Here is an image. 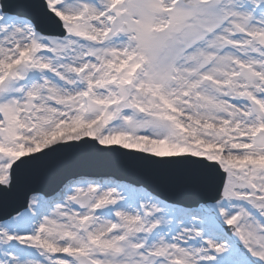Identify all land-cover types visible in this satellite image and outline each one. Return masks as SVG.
Returning <instances> with one entry per match:
<instances>
[{
  "label": "snow or ice",
  "instance_id": "6c2138e0",
  "mask_svg": "<svg viewBox=\"0 0 264 264\" xmlns=\"http://www.w3.org/2000/svg\"><path fill=\"white\" fill-rule=\"evenodd\" d=\"M0 264H264V0H0Z\"/></svg>",
  "mask_w": 264,
  "mask_h": 264
},
{
  "label": "water",
  "instance_id": "95a60500",
  "mask_svg": "<svg viewBox=\"0 0 264 264\" xmlns=\"http://www.w3.org/2000/svg\"><path fill=\"white\" fill-rule=\"evenodd\" d=\"M86 157H88V155L87 156L84 155L81 159L78 157V155L71 156L69 158L70 163H68L65 166L61 175L77 172V170H75L76 168H73V166L78 162L85 163ZM111 160H115L117 163ZM97 163L98 164L100 163V159ZM106 169L109 170V172L111 173L119 175V179L125 182H130L134 180H143L150 183L151 188L155 189L156 191L162 192L165 195L169 194L163 186L157 183H153L149 180L150 173L145 167L139 165L134 161H130V158L116 157V156L109 157L107 158ZM101 170H104V168H102ZM60 178L61 176H56L54 179L37 177L36 179L33 180L32 183L33 186L39 187L44 191H48L54 185V183L58 181Z\"/></svg>",
  "mask_w": 264,
  "mask_h": 264
},
{
  "label": "rangeland",
  "instance_id": "374dc122",
  "mask_svg": "<svg viewBox=\"0 0 264 264\" xmlns=\"http://www.w3.org/2000/svg\"><path fill=\"white\" fill-rule=\"evenodd\" d=\"M81 173H91V172H84V171H83V172H81ZM95 174H96V173H95ZM111 178H112V177H111ZM113 179H114V178H113Z\"/></svg>",
  "mask_w": 264,
  "mask_h": 264
}]
</instances>
